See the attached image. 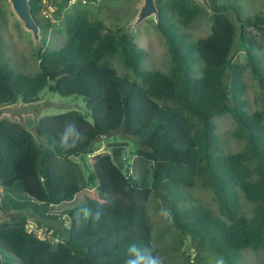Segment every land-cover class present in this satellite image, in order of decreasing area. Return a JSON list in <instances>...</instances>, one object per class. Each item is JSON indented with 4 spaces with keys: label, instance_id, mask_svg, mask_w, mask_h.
Returning <instances> with one entry per match:
<instances>
[{
    "label": "trees",
    "instance_id": "trees-1",
    "mask_svg": "<svg viewBox=\"0 0 264 264\" xmlns=\"http://www.w3.org/2000/svg\"><path fill=\"white\" fill-rule=\"evenodd\" d=\"M42 1L28 3L46 31L51 24L40 16ZM155 3L156 27L169 53L167 71L146 68V52L131 37L105 31L102 21L83 10L65 15L61 46L37 50V74L0 63V106L35 103L44 89L85 103V113L40 117L35 134L17 121L0 120V212L28 211L62 226L41 238L24 221L0 223V264H12L10 255L19 264H126L133 243L149 247L163 264L167 257L180 258L173 251L183 244L190 248V242L221 255L225 264H242L243 249L264 254V110H247L243 80L248 68L264 90V46L246 32L264 29V0L263 11L251 15L239 5L210 0L211 32L195 39L184 28L194 24L201 5ZM237 38L244 64L233 61ZM221 113L236 123V151L220 147L212 117ZM72 122L75 128L68 127ZM120 132L136 145L132 157L123 155L126 144L115 143L96 158L108 199L64 208L96 180L72 157L93 153L99 140ZM62 136L74 146L61 147ZM196 190L211 195L216 211L194 202ZM162 209L170 211L171 222L156 226L152 217ZM183 258L177 264H189V254Z\"/></svg>",
    "mask_w": 264,
    "mask_h": 264
},
{
    "label": "rangeland",
    "instance_id": "rangeland-1",
    "mask_svg": "<svg viewBox=\"0 0 264 264\" xmlns=\"http://www.w3.org/2000/svg\"><path fill=\"white\" fill-rule=\"evenodd\" d=\"M143 0H43L42 11L40 16L44 20H48L51 26L46 30L39 31V40L35 41L32 35L27 31L19 18L15 15L9 0H0V63L11 68L12 70L27 75H35L38 73V60L36 52L39 48L56 49L65 42L63 33L65 15L76 13L79 11H87L92 21L100 20L105 26V31H115L118 35L126 33L133 42L146 52L143 65L149 69H159L167 71L169 67V53L163 36L156 27V21L153 16L143 19L136 25L132 22L136 18L138 7ZM202 6V12L197 17L194 24L184 31L189 38L195 39L205 37L211 32L213 25V12L210 8V0H190ZM219 5H239L244 15H251L258 11H263L262 0H216ZM230 18H234L232 11L227 14ZM251 36L257 38L264 46V29L256 28L246 29ZM264 60V58H263ZM233 61L244 64V50L239 43L238 38L235 41L233 50ZM113 68L118 73L115 65ZM243 80L246 83L245 99L247 101V110L254 111L256 109L264 110V90H262L255 78L251 75L248 68H244ZM32 112L22 115L21 118L14 117L12 120L24 125L31 133L35 134V125L37 118L62 113L69 110H76L85 113V103L81 97L68 96L62 97L56 92H50L44 89L40 93V100L32 105ZM38 113V114H37ZM212 120L216 127L219 137L220 147L223 151H236L241 143L231 138V132L235 128V121L228 113L214 115ZM37 142H41L40 138L35 137ZM42 143V142H41ZM40 143V144H41ZM115 143L126 144L124 154L127 158L132 155L129 151H133L135 144L125 139L123 133L112 134L103 137L95 144L93 153L84 156L72 157V159L81 164L84 172L88 174L92 172L96 176L95 185L89 187L80 193L73 202L64 205V208L72 205H79L83 201L98 206L99 203L108 199L109 190L106 186L103 172L96 165V158L103 152H110L109 145ZM131 156V157H130ZM195 203H203L216 211V205L211 199V195L205 191H193ZM239 202L241 208L246 215H249L250 205L239 191ZM182 205V204H181ZM3 216V222H26V227L35 232L38 236H47L54 229L60 231L62 226L44 219L34 216L28 211H7L0 212ZM165 218L161 215L153 216L154 225L163 223ZM157 227L156 230H159ZM45 233V234H44ZM167 243L170 238L167 237ZM180 245L179 242H177ZM172 246V244H171ZM190 248L186 245H180L174 254L178 257H167L166 264H177L185 261L183 258L189 254V264H216V260L221 255L209 250L207 247H199L196 242L189 243ZM168 252L171 250L168 247ZM239 262L242 264H264V254L253 252L251 249H243ZM13 263L19 264L15 257L10 255ZM183 258V259H182Z\"/></svg>",
    "mask_w": 264,
    "mask_h": 264
},
{
    "label": "water",
    "instance_id": "water-1",
    "mask_svg": "<svg viewBox=\"0 0 264 264\" xmlns=\"http://www.w3.org/2000/svg\"><path fill=\"white\" fill-rule=\"evenodd\" d=\"M9 1L15 15L19 18L23 27L31 33L32 38L35 41H38L40 27L36 22V20L34 19V17L32 16V13L30 11V6L28 3L29 0H9ZM150 16H153L156 22L158 21V8L156 6L155 0H143L142 4H140L138 7V12L136 14L135 20L132 22V25H136L137 23L141 22L143 19ZM32 105H35V103H25L23 101H19L17 103L8 104V105H1L0 120L3 118H8L11 121H14L12 120V118L14 117L21 118L22 115L32 112V108H31ZM1 220H3V216L0 215V221Z\"/></svg>",
    "mask_w": 264,
    "mask_h": 264
},
{
    "label": "clouds",
    "instance_id": "clouds-1",
    "mask_svg": "<svg viewBox=\"0 0 264 264\" xmlns=\"http://www.w3.org/2000/svg\"><path fill=\"white\" fill-rule=\"evenodd\" d=\"M68 127L75 128V122H72L68 125ZM82 138L78 134V139ZM74 144H68L67 138L65 136L61 137V147L68 148L72 147ZM161 215L171 222V213L167 209L161 210ZM99 217V213H97V218ZM127 252L129 254V259L126 260V264H163V259L159 256L153 254L152 250L149 247H139L135 243L130 244ZM216 264H225L224 258L221 256L216 260Z\"/></svg>",
    "mask_w": 264,
    "mask_h": 264
},
{
    "label": "built area",
    "instance_id": "built-area-1",
    "mask_svg": "<svg viewBox=\"0 0 264 264\" xmlns=\"http://www.w3.org/2000/svg\"><path fill=\"white\" fill-rule=\"evenodd\" d=\"M28 230H30V229H28ZM30 231H32V230H30ZM40 237H41V236H40ZM41 238H45V236H43V237H41ZM49 240L52 241V242H54V243H57L59 239H58V238H51V237H50Z\"/></svg>",
    "mask_w": 264,
    "mask_h": 264
}]
</instances>
